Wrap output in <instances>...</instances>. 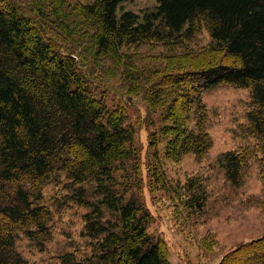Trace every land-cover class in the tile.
<instances>
[{"label": "trees", "instance_id": "1", "mask_svg": "<svg viewBox=\"0 0 264 264\" xmlns=\"http://www.w3.org/2000/svg\"><path fill=\"white\" fill-rule=\"evenodd\" d=\"M126 1L134 0L82 5L92 49L109 59L120 61L125 47L148 42L183 44L204 28L211 37L194 65L185 60L192 71L177 76L179 87L190 76L195 84L179 88L182 104L174 100L169 107L173 122L162 130L173 136L165 157H199L211 148L204 123L187 129L182 110L190 102L187 110L202 105V91L223 83L250 91L253 109L243 131L257 136V152L264 154V0H158L153 10L120 13ZM54 13L60 15L58 6ZM42 24L12 2L0 5V264H31L16 248L21 232L50 238L53 213L42 187L53 175L67 187L68 200L89 210L83 234L90 252L82 258L69 253L65 264H171L164 241L149 232V210L134 194L143 180L129 105H110L90 72L71 51L62 53ZM158 143L155 138L150 146ZM237 151L221 155L234 184L244 164ZM236 257L238 264H264V236L233 249L220 264Z\"/></svg>", "mask_w": 264, "mask_h": 264}, {"label": "rangeland", "instance_id": "2", "mask_svg": "<svg viewBox=\"0 0 264 264\" xmlns=\"http://www.w3.org/2000/svg\"><path fill=\"white\" fill-rule=\"evenodd\" d=\"M93 1L0 0V5L12 2L38 24L44 20L42 28L48 38L62 53L72 52L105 92L108 103L129 105L143 180L142 186L133 187L134 194H140L149 210V232L164 241L171 264H220L233 249L264 236V154L257 152V136L243 131L253 109L250 91L228 83L203 90L202 105L195 103L187 110L190 102L182 111L188 117L187 129L204 123L213 145L199 157L187 153L178 160L166 158L167 141L173 135H165L168 130L162 128L173 122L168 118L169 107L174 100L182 104V97H176L179 88L195 84L190 76L179 87L177 76L192 71L185 60H193L194 65L196 53L210 44L211 37L204 28L183 44L155 41L125 47L122 60L115 61L96 53L89 41L92 30L80 12L82 5ZM63 3L69 8H63ZM157 5L158 0L126 1L119 12L142 13ZM57 6L60 15L54 13ZM129 73H134L133 79ZM163 90L170 97L162 95ZM155 138L158 145L150 146ZM229 150L243 152L238 184L232 183L221 162V155ZM59 182L53 175L42 187L43 203L53 213L50 238L33 239L21 232L16 242L17 250L31 264H65L69 253L82 258L90 252L89 239L83 234V217L89 210L68 200L69 191ZM235 262L239 263L237 257L231 264Z\"/></svg>", "mask_w": 264, "mask_h": 264}]
</instances>
